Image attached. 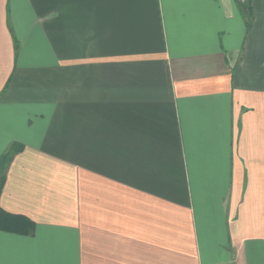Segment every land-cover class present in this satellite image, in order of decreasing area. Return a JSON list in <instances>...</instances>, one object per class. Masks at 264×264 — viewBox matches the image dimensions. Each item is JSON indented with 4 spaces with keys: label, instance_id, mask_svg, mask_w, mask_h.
Wrapping results in <instances>:
<instances>
[{
    "label": "crops",
    "instance_id": "obj_1",
    "mask_svg": "<svg viewBox=\"0 0 264 264\" xmlns=\"http://www.w3.org/2000/svg\"><path fill=\"white\" fill-rule=\"evenodd\" d=\"M12 146L0 264H264V0H0Z\"/></svg>",
    "mask_w": 264,
    "mask_h": 264
},
{
    "label": "trees",
    "instance_id": "obj_2",
    "mask_svg": "<svg viewBox=\"0 0 264 264\" xmlns=\"http://www.w3.org/2000/svg\"><path fill=\"white\" fill-rule=\"evenodd\" d=\"M248 25V24H247ZM248 27V26H247ZM19 148H17V146H12L10 148V150L5 154L3 155L1 158H0V183L2 181V172H3V169H4V166L10 161L12 155L14 153H16ZM1 212V211H0ZM1 214V213H0ZM11 218H14V217H11ZM16 218V217H15ZM0 228H4V229H11V228H14L12 225H9V224H6L5 221H1L0 219ZM32 229V225L30 224L29 222V225L28 227H26L22 232L24 233H28L30 232Z\"/></svg>",
    "mask_w": 264,
    "mask_h": 264
}]
</instances>
